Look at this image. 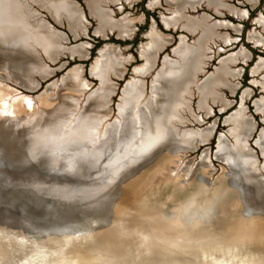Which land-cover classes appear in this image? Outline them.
Listing matches in <instances>:
<instances>
[{
    "label": "rangeland",
    "instance_id": "rangeland-1",
    "mask_svg": "<svg viewBox=\"0 0 264 264\" xmlns=\"http://www.w3.org/2000/svg\"><path fill=\"white\" fill-rule=\"evenodd\" d=\"M11 1L14 3L11 9L20 23L28 27V30L37 26L39 28L40 25L55 40L50 42L47 51L44 42L33 39L32 32L18 37V42L32 50L33 56L28 60H35L26 64L19 62L18 67L11 64L9 52L3 55L0 53V177L7 181L15 179L16 183L19 178L22 182L18 187L21 192L27 189L25 191H34L37 196L43 197L41 194L46 195L51 191L48 179H55L51 177L52 174L63 178V182L58 180L61 183L68 182L73 175L59 174L57 171L55 174L49 173V167L33 169L22 158L20 163L23 166L9 163H16L17 157L31 154L35 140L42 135L47 138L53 133L55 139L62 140L77 131L78 121L87 108L89 98L100 86V77L93 68L96 66L95 61L102 55L101 51L108 50L111 55L113 52V56L118 57L120 62V66L116 65L120 67L119 75L111 69L107 71L111 92L107 94L105 106L99 108L105 110L106 114L100 117L101 122L96 127L102 132L108 123H114L116 119L122 120L120 104L125 88L134 82L132 80L140 78L142 103L151 95L153 79L163 63L178 61L180 64V58L174 50L181 43L193 46L196 36L178 24H165L164 18L170 17L174 11L173 4L168 0H124L117 5H110L108 16L114 21L128 23V31L123 33L103 29L89 0ZM52 1H57L58 4L63 1L69 6L73 20L69 21L62 12L53 13L49 7ZM19 4L24 8L23 18L28 21H24L19 11L17 12ZM224 4L225 9L221 10L223 13L201 6L194 14L206 16L217 24L216 32L224 43L211 54L204 69L211 71L219 58L228 56L220 61L217 70L230 65L227 82H231V88L219 81L220 85L211 89L215 99H207L205 92L202 97L195 94L197 97L194 95L189 99V106H183L185 111L182 108L178 112L179 119H185L184 124L187 122L180 129L189 132L190 136L186 137L189 146L182 143L184 147L178 148V160L167 159V154L172 152L168 150V153L165 152L166 156H157L152 162L145 164L133 186L125 187L126 191L131 192L125 195V204H122L133 208L129 212L139 215L145 222L169 232L222 237L230 233L237 224L247 225L244 233L250 240L238 249L242 252L246 248L259 249L250 258L264 262V213L253 212L244 204L243 196L248 188L243 185V192L240 187L242 177L257 176L261 182L257 186L263 185L260 191L264 193V0H225ZM1 21L5 20L1 18ZM6 28L1 32L5 33ZM150 32L167 40L161 41L155 50L151 68L146 70L142 50L150 41ZM207 53L209 54L208 51ZM76 73L77 78L73 82L69 78ZM199 75L196 76L195 87L203 83ZM83 80L87 82L86 88L83 85L79 87ZM69 95L73 96L70 98ZM26 97L32 99L27 107L26 103L20 102ZM18 99L20 100L17 101ZM58 101L60 109L57 107ZM240 105L241 108H238ZM208 106H211L212 111L205 116L204 108ZM240 112L242 119L249 121L248 128L239 123L234 128L235 116H230V123L224 122L229 114L236 115ZM229 130L234 133V137L230 136ZM209 134L206 142L192 147V143ZM95 136L97 134L91 136L89 149L99 143L93 142ZM218 139L221 140L219 143ZM250 150L252 154L248 153ZM230 154L236 158L245 154L249 159L252 155L256 162L253 164L246 161L239 170L231 169L224 157ZM99 161L102 163V159ZM85 166L75 168L74 175L85 172ZM206 167L209 168L208 174L204 172ZM254 169L260 172H254ZM225 180H233L234 183L227 184ZM36 199L37 197L35 201ZM257 202L252 203V206L263 209L264 202ZM192 203L196 206L187 208L186 205ZM38 204L40 207L46 206L42 199ZM120 207L124 206L118 205L115 209H121ZM177 212H180L178 218L175 216ZM193 221L197 222L196 225L192 224ZM79 257L83 258L84 254H79ZM217 258V264H228L230 257Z\"/></svg>",
    "mask_w": 264,
    "mask_h": 264
},
{
    "label": "bare ground",
    "instance_id": "bare-ground-1",
    "mask_svg": "<svg viewBox=\"0 0 264 264\" xmlns=\"http://www.w3.org/2000/svg\"><path fill=\"white\" fill-rule=\"evenodd\" d=\"M63 1L61 2V4H58L57 1H52V3H49V7L51 8V11L53 13H59V14L61 12L64 13V15H66V18L69 21H71L73 20L71 16L72 10H70L69 6H66L63 3ZM115 1L117 2L115 3ZM122 1L124 0H89V5L92 9H94L97 12L98 20H99L98 22L100 23L103 29L104 28L114 29L120 33H123L125 30H127L129 26L126 21H114L113 19L110 18V16H108L109 15L108 7L114 4L117 5L119 2L121 3ZM168 1L169 3L173 4L174 11L170 17L167 16L166 18H164L163 21L165 22V24L166 25L174 24V26L178 24L181 27L188 30L189 32H191L192 34H194L196 38L193 46H188L185 45V43L184 44L181 43L178 46L179 48L178 49L176 48L177 50H174L176 51V54L180 58V64L178 63V61L176 63H173L171 61H169L167 64L166 62L163 63L164 64L163 67H161L160 71L156 73L153 79L154 81L151 86V95L144 102L141 103L140 100L141 86L139 85L140 78H137L135 76L137 79L132 80L134 82L130 86H127L125 88L124 96L121 102L122 104H120L119 113L123 117L122 120L116 119V122H114L115 124L108 123L105 129L104 130L102 129L103 130L102 132L98 131L96 127L101 122L100 117L106 114L105 110H100L99 108L105 106L106 97L108 96L107 94L111 92L110 84L107 81V73H108L107 71L111 69L117 75H119L120 73V67L116 66L117 64L120 63L119 58L118 57L115 58L113 56V52L111 55L108 52V50L103 51L104 53L101 51L100 54L102 55L100 58H98L95 61L96 66L93 68V71H95V73L100 77V86L89 98V101L87 103V108L85 109V112L82 114L80 120L78 121L77 131L75 130L73 132L74 134L70 133L62 140L55 139L53 137L54 135L53 133L52 135H50L51 137H47V138H45L44 135H42L41 137H39V139L35 140V144L31 148V154L28 153L29 155L27 156L25 155L23 157H17L18 162L16 163H9V162L6 163L19 167V166H23L20 162L23 161L22 159H24V161L27 160L28 167H31L33 169H36V167L40 169L44 167L46 168L49 167L50 168L49 173L54 172L55 174V172L57 171L60 172L59 174L66 173L67 175L70 174L74 176V173L76 171L75 168H79L80 165L85 166L88 163L90 156L92 157L93 156L92 154L96 152H100V153L102 152L103 154H107L113 151L114 148L113 145H115L116 148L114 149L117 150V157L120 159L125 154L129 153L130 146L132 145H134L135 147L138 143L144 147H148L149 149H151L156 142H159V147H160L159 150L156 152L157 156L161 157L162 155H165L166 151L168 153V150L169 151L171 150L172 152L170 151L171 153L170 154L168 153L166 158L167 159L173 158V160H178V155L176 154L179 150L178 148H181V146L183 148L184 144L186 147L189 146L187 145L188 143L186 137L190 136L189 132H185V130L180 129L181 126L184 124L185 119L184 120L179 119L180 116L178 113L179 110L182 109V107L185 105H187L186 107H188L189 99H191V97L194 96L195 94L196 95L198 94V96L202 97V95L205 92L207 95V96L205 95L207 99H211V100L212 98L215 99L214 93H212L211 89L212 87L215 88L217 85H220L219 81H221L222 84L226 83L225 86L228 85L230 87L231 82L230 84H228L227 82L228 80L227 76H229L230 74V71H228L230 65L228 67L227 65H224L226 67L221 69L219 68V70L216 71V75L214 77L209 78L208 80L206 79V81H203V83L200 82L201 84L200 85L197 84V87H195L196 76L198 75L199 72L201 73L203 71L204 66L205 64H207L208 59L211 58L210 57L211 54L215 52V50H217L220 47V45L223 44L224 42L223 40H221L222 38L219 37L216 32L217 24L211 22V20H209L206 16L195 15L194 12L198 7L204 6L214 12H218L220 10V13H223L221 12V10L225 9V4H224L225 0H168ZM12 5H14V3L11 0H0V53L1 55H3L9 52L11 54V56H9V58L11 57V59H9L12 62L11 64L15 65V67H18L17 64H20L22 62L23 64H26L28 62L35 61L33 60V58L28 60L30 56H33L32 50H30L28 46L23 45V43L18 42L19 41L17 40L19 39L18 37L21 38L23 37V35L32 32L33 35L32 34L31 35L33 39L39 42H44L47 51H48L47 48L50 47L49 46L50 42L52 41L51 43H53L55 39L51 34H48L49 32L44 30L40 25L39 28L37 26L34 29L29 28L28 30V27L20 23L18 21L19 19L17 20L15 18L16 13H14L13 9H11ZM17 7H18L17 12L19 11L20 13L19 15H22L21 18H23L24 11L22 12L21 10H23L24 8H21L20 4L17 5ZM1 18L2 20L5 21L4 22L1 21ZM23 19L24 21H28L25 18ZM4 27H7L6 28L7 31H5V33L1 32V30ZM149 39L150 41L146 44V46L142 50V55L143 58L145 59L144 67L146 68V70H149L151 68L155 56V50L160 46L161 41L165 40L162 39L161 36L159 35L157 36L153 32L149 33ZM207 51L209 52V54L207 53ZM177 63L179 64L178 67L176 65ZM70 76L71 77L69 79L74 82L77 73L71 74ZM81 85H83L86 88L87 82L83 80L79 85V87H81ZM262 87L264 88V82L262 83ZM63 89L64 88H62V90ZM206 91H211V92L207 93ZM66 92L69 91L67 90ZM70 96L71 95H69V97ZM19 100L20 99H18L17 101ZM31 101H32L31 98L26 97L24 98L23 101L20 102L26 103L27 104L26 107H27L30 105ZM66 104L68 105L67 101ZM57 107L60 109V101H58ZM69 107H71V105ZM58 108L56 109L57 114L58 112H60ZM184 111H185V107H184ZM262 112L264 113V104H262ZM241 116H242L241 112L236 113L234 128L236 127L237 123L244 125L245 128H248V126H250L249 121H247L246 119L245 120L242 119L243 117ZM174 118L177 119V121H175ZM232 129L233 127L231 128V130ZM172 131L174 133V137L169 136L170 134L173 135V133H171ZM95 134H97V136H95L93 142L97 143L99 141V143L93 146L92 149H89L92 140L91 136ZM124 142L129 146L128 148L123 144ZM171 146L172 148H170ZM122 148L125 151H122L123 150ZM224 157L227 159L226 161L229 164V166L232 167L231 169L238 168L239 170L242 167V165L246 163V161L248 162L251 161L249 157L245 154L242 155L241 157L238 156L237 158L233 157L231 154L228 157L227 156ZM36 162H39L40 165H38L39 163ZM30 164H32L33 166L32 165L30 166ZM52 169H54V171ZM255 171L260 172L257 169H254V172ZM204 172L205 174H208L209 168L208 167L204 168ZM51 177L52 178L54 177L59 181L63 179L61 177H55L53 176V174L51 175ZM20 180L21 179L19 178L17 179V183L15 184L16 187H20L22 185V182ZM232 181L225 180L227 184L234 183V181L233 182ZM67 183L68 182L61 184L63 186H67L68 185ZM257 183L261 184L260 179L257 176L255 177L251 176L248 178L242 177V181L240 184H244L245 186H247L248 190L250 189L249 186L255 187V194L257 195V197L254 199L253 202H257V201L264 202V193L260 191L263 185L257 186ZM41 195L45 196V193ZM47 206L48 204L46 203V206L42 207L44 208V210L41 212L31 211L30 213L34 214L37 217L44 216L46 218H49V216L54 214L48 209ZM72 225H74L73 221L70 220H67L65 223L62 224H54L51 222L49 228L54 230L61 228L64 229L66 228V226L73 227ZM58 226L59 228H57ZM75 228L76 227H74V231L79 229L80 230L84 229L83 227L80 226H77L76 229ZM68 237L69 236H66L64 240L67 239ZM23 239L24 238L22 236L17 238V240H21V241ZM57 249L59 248L58 247L45 248L41 245H35L22 257H20V259H18L14 264H70L68 262L57 263L55 262L56 259L54 261L50 260L49 258L50 254L55 253ZM217 259L218 258H215L214 261H216Z\"/></svg>",
    "mask_w": 264,
    "mask_h": 264
},
{
    "label": "water",
    "instance_id": "water-1",
    "mask_svg": "<svg viewBox=\"0 0 264 264\" xmlns=\"http://www.w3.org/2000/svg\"><path fill=\"white\" fill-rule=\"evenodd\" d=\"M171 54L174 55L173 52ZM227 57L219 58L211 71L205 68L198 73L201 82L216 75L220 61ZM255 102L256 100L254 105ZM238 108H241V105ZM211 111V106L205 107V116ZM230 116L235 115L229 114L224 122L230 123ZM174 120L177 121L175 118ZM229 134L235 136L230 130ZM169 136L174 137V133ZM209 136L210 134L198 139L192 143V147L206 142ZM220 141L218 139L217 143ZM125 146L129 147L127 144ZM113 147L116 148L115 145ZM114 148L107 154H92L85 166V172L74 175L68 180L67 186H63L57 179H48L51 191L43 197L37 196L34 191L21 192L15 186V179L9 182L0 177V264H14L35 245L45 248L58 247L59 249L49 256L50 260L56 259L57 263L217 264L214 259L224 256L230 257L228 264H264L250 258V255L259 249L246 248L243 252L238 249L250 240L244 233L247 225L237 224L232 227L230 233L222 237L190 235L162 230L145 222L139 215L129 212L134 209L124 205L125 195L131 192L126 191L125 187L131 188L136 178L140 177L143 166L157 157L159 142L151 149L138 143L135 147L132 145L129 153L120 159ZM248 153L252 154L251 150ZM99 159H102V163ZM250 160L255 164L252 155ZM243 185L240 187L244 192ZM249 188L250 192L247 189L243 196L244 204L253 212L264 213V206L263 209L252 206L257 195L255 187ZM41 199L48 204V209L54 215L46 218L30 213L44 210L38 204ZM118 205L124 207L116 210ZM186 206L194 208L196 204ZM179 213L175 215L177 218ZM67 220L73 221V227L66 226L64 229L55 230L49 228L51 222L62 224ZM196 223L192 222L193 225ZM77 226L84 229L74 231ZM21 236L24 239L17 240ZM66 236L69 237L64 240ZM79 254H84V257H79Z\"/></svg>",
    "mask_w": 264,
    "mask_h": 264
}]
</instances>
